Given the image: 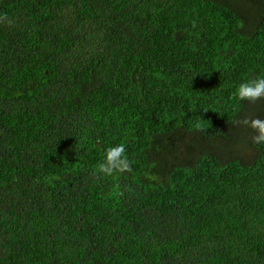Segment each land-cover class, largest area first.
Instances as JSON below:
<instances>
[{"label":"trees","instance_id":"1","mask_svg":"<svg viewBox=\"0 0 264 264\" xmlns=\"http://www.w3.org/2000/svg\"><path fill=\"white\" fill-rule=\"evenodd\" d=\"M259 76L264 0H0V264H264Z\"/></svg>","mask_w":264,"mask_h":264},{"label":"clouds","instance_id":"2","mask_svg":"<svg viewBox=\"0 0 264 264\" xmlns=\"http://www.w3.org/2000/svg\"><path fill=\"white\" fill-rule=\"evenodd\" d=\"M236 94L241 99L255 100L264 97V76H259L254 79L241 82L236 88ZM242 123L247 124L245 118ZM250 127L256 129L257 135L253 137L256 143H264V120L253 119ZM125 149L123 145H115L109 147L105 152V162L101 164L104 171H112L113 169L120 170L127 165L124 160Z\"/></svg>","mask_w":264,"mask_h":264},{"label":"rangeland","instance_id":"3","mask_svg":"<svg viewBox=\"0 0 264 264\" xmlns=\"http://www.w3.org/2000/svg\"><path fill=\"white\" fill-rule=\"evenodd\" d=\"M183 137L185 138V139H187V140H189V141H192V139H191V135H188V134H184L183 135ZM204 143H206V145H207V147H209V150H210V146H209V142L205 139V138H203V137H199ZM220 143V142H219ZM213 145L214 146H211V150H218V146L220 145H218V143L215 141V142H213ZM232 155H234V154H232ZM236 157L237 156H239V157H243L245 160L244 161H250V160H252L253 158H255V156L257 155L256 154V152L253 150V149H251L250 147H246V148H242L239 152H237L236 154Z\"/></svg>","mask_w":264,"mask_h":264}]
</instances>
